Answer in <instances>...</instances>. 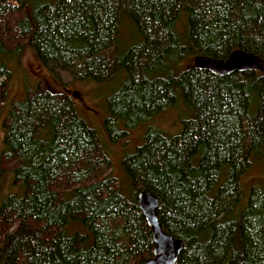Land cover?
I'll return each instance as SVG.
<instances>
[{
    "label": "trees",
    "instance_id": "1",
    "mask_svg": "<svg viewBox=\"0 0 264 264\" xmlns=\"http://www.w3.org/2000/svg\"><path fill=\"white\" fill-rule=\"evenodd\" d=\"M9 13L19 18L13 48L0 42V78H11L27 47L63 88L61 73L115 81L106 98L112 140L143 132L121 160L122 179L87 184L111 163L69 96L43 86L17 101L1 154L19 161L22 192L1 202L0 217L19 224L3 239L0 264H142L154 243L141 191L157 198L162 230L185 242L175 264H264V185L244 198L240 183L264 159V76L192 67L196 56L237 49L264 60V0H0V22ZM177 103L186 117L169 135L153 120ZM63 177L78 186L58 192Z\"/></svg>",
    "mask_w": 264,
    "mask_h": 264
},
{
    "label": "rangeland",
    "instance_id": "2",
    "mask_svg": "<svg viewBox=\"0 0 264 264\" xmlns=\"http://www.w3.org/2000/svg\"><path fill=\"white\" fill-rule=\"evenodd\" d=\"M19 18L18 14L9 13V15L0 22V42L8 49H12L13 39L16 32L13 29L15 21ZM122 37H127L125 29L122 30ZM18 44L25 43L20 39ZM129 45H122L123 49ZM12 76L10 79L0 78V204L10 194L22 192V186L19 182H14L13 170L18 167L19 161L4 157L3 134L5 126L8 123L5 118L8 112L17 109L16 102L30 96L33 90L40 87H47L59 94L65 93L72 101L78 117L83 119L97 135L98 142L102 153L107 156L111 164H101L97 170H93L91 177L85 183H91L102 180L104 177L111 175L118 180L122 179L123 169L121 160L126 153L132 152L140 144L143 127L140 126L130 132L129 137L112 140L106 132L105 119L108 111L106 107V98L116 89L113 86L115 81L97 84L91 81H74L70 77L61 73L66 85L63 88L56 83L46 69L38 65L29 48L26 47L24 57L19 66H11ZM28 90V91H27ZM38 90V89H37ZM5 92V97L3 93ZM178 104V103H177ZM186 117L185 108L182 103L176 107H168L160 111L158 116L153 120L154 125L169 135L179 133L182 120ZM147 125V124H146ZM100 153V156L101 154ZM254 162L241 176L240 183L244 191V198L251 186L264 185V159ZM114 181L112 187H116ZM54 186L58 192L71 190L78 185L71 183L67 177L57 178ZM246 195V196H245ZM19 224V220L14 214H6L0 217V247L5 235L14 231ZM31 227H35L34 222H30ZM72 230H77L73 226ZM56 231L46 233L45 237H51Z\"/></svg>",
    "mask_w": 264,
    "mask_h": 264
},
{
    "label": "water",
    "instance_id": "3",
    "mask_svg": "<svg viewBox=\"0 0 264 264\" xmlns=\"http://www.w3.org/2000/svg\"><path fill=\"white\" fill-rule=\"evenodd\" d=\"M192 67L199 71H208L220 76H229L237 72L257 71L264 76V60L258 55L233 50L226 58L196 56ZM137 206L150 230L154 247L150 258L142 264H175L185 247V242L162 230L157 217L158 200L148 192L137 195Z\"/></svg>",
    "mask_w": 264,
    "mask_h": 264
},
{
    "label": "bare ground",
    "instance_id": "4",
    "mask_svg": "<svg viewBox=\"0 0 264 264\" xmlns=\"http://www.w3.org/2000/svg\"><path fill=\"white\" fill-rule=\"evenodd\" d=\"M158 206H159V202H158Z\"/></svg>",
    "mask_w": 264,
    "mask_h": 264
}]
</instances>
